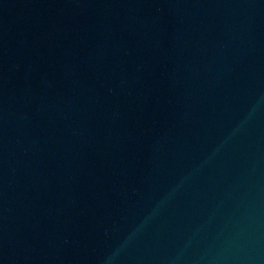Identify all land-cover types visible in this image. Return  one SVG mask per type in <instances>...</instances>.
Masks as SVG:
<instances>
[{
  "label": "water",
  "instance_id": "95a60500",
  "mask_svg": "<svg viewBox=\"0 0 264 264\" xmlns=\"http://www.w3.org/2000/svg\"><path fill=\"white\" fill-rule=\"evenodd\" d=\"M0 264H264V0H0Z\"/></svg>",
  "mask_w": 264,
  "mask_h": 264
}]
</instances>
